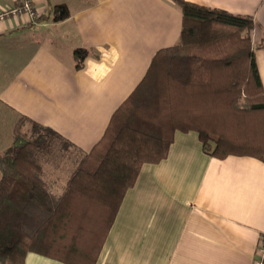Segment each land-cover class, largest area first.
Masks as SVG:
<instances>
[{"label": "crops", "instance_id": "0c3cea01", "mask_svg": "<svg viewBox=\"0 0 264 264\" xmlns=\"http://www.w3.org/2000/svg\"><path fill=\"white\" fill-rule=\"evenodd\" d=\"M23 0H0V12ZM248 15L264 35V0H185ZM34 18L0 20V152L24 118L88 152L181 29L174 0H31ZM67 15L58 18L56 6ZM83 50L82 59L75 55ZM264 90V47L254 49ZM81 62H80V61ZM79 68H76L78 63ZM80 152V153H79ZM74 162L43 163L56 191ZM264 233V163L211 157L194 131L176 130L165 159L143 164L124 194L95 264H253ZM23 264H66L28 252Z\"/></svg>", "mask_w": 264, "mask_h": 264}, {"label": "trees", "instance_id": "16d2710c", "mask_svg": "<svg viewBox=\"0 0 264 264\" xmlns=\"http://www.w3.org/2000/svg\"><path fill=\"white\" fill-rule=\"evenodd\" d=\"M174 2L182 15L177 41L154 54L88 152L71 155L52 129L18 123L0 152V264H23L28 252L95 264L124 194L143 164L166 158L176 130L196 132L211 157L264 163V90L254 56L264 35L252 43L251 16ZM54 10L59 19L67 15L62 5ZM84 54L75 51L78 59ZM62 157L74 166L58 192L43 163Z\"/></svg>", "mask_w": 264, "mask_h": 264}, {"label": "built area", "instance_id": "2783aa9c", "mask_svg": "<svg viewBox=\"0 0 264 264\" xmlns=\"http://www.w3.org/2000/svg\"><path fill=\"white\" fill-rule=\"evenodd\" d=\"M18 14H26L29 18L36 16L31 0H23L20 5L0 12V20H3L9 15ZM253 264H264V233L258 238L257 251Z\"/></svg>", "mask_w": 264, "mask_h": 264}, {"label": "rangeland", "instance_id": "374dc122", "mask_svg": "<svg viewBox=\"0 0 264 264\" xmlns=\"http://www.w3.org/2000/svg\"><path fill=\"white\" fill-rule=\"evenodd\" d=\"M25 127H26V128H28V127H29V125H28V124H25Z\"/></svg>", "mask_w": 264, "mask_h": 264}]
</instances>
